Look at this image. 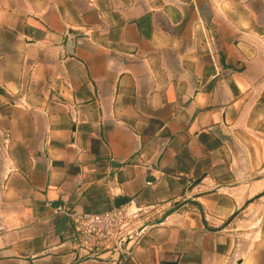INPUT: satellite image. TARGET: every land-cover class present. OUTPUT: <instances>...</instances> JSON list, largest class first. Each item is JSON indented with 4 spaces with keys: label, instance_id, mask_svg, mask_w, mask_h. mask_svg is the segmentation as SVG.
I'll list each match as a JSON object with an SVG mask.
<instances>
[{
    "label": "crops",
    "instance_id": "1",
    "mask_svg": "<svg viewBox=\"0 0 264 264\" xmlns=\"http://www.w3.org/2000/svg\"><path fill=\"white\" fill-rule=\"evenodd\" d=\"M0 264H264V0H0Z\"/></svg>",
    "mask_w": 264,
    "mask_h": 264
},
{
    "label": "built area",
    "instance_id": "2",
    "mask_svg": "<svg viewBox=\"0 0 264 264\" xmlns=\"http://www.w3.org/2000/svg\"><path fill=\"white\" fill-rule=\"evenodd\" d=\"M73 122L75 124L79 122L76 111L73 112ZM1 147V155L5 159L9 148L7 137ZM4 171L8 175L12 172V168L8 170L4 168ZM62 212L68 217L78 240L80 256L97 253L103 248L123 249L124 245L135 236L140 220L147 213L144 209L137 208L134 201L115 206L102 213L76 212L69 208L62 209Z\"/></svg>",
    "mask_w": 264,
    "mask_h": 264
},
{
    "label": "water",
    "instance_id": "3",
    "mask_svg": "<svg viewBox=\"0 0 264 264\" xmlns=\"http://www.w3.org/2000/svg\"><path fill=\"white\" fill-rule=\"evenodd\" d=\"M127 203V201H122L118 203V206H121L123 204ZM195 203V201L193 199H187L182 203H178L176 204L173 208H171L169 211H167L161 218H159L158 220L152 221V222H147L144 225H142L136 232V234H140L141 232H143L145 229L155 226V225H159L162 224L163 222H165V220L172 214L176 213L182 206L187 205V204H193ZM60 206H58V209Z\"/></svg>",
    "mask_w": 264,
    "mask_h": 264
}]
</instances>
